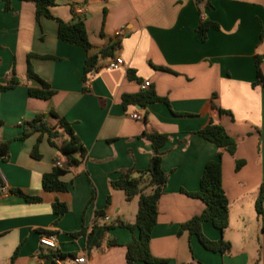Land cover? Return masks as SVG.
Listing matches in <instances>:
<instances>
[{
  "label": "crops",
  "instance_id": "1",
  "mask_svg": "<svg viewBox=\"0 0 264 264\" xmlns=\"http://www.w3.org/2000/svg\"><path fill=\"white\" fill-rule=\"evenodd\" d=\"M209 2L212 9L205 8L206 0H56L51 9L54 17L66 23L82 17L94 47L90 54L119 42L112 57L100 60L84 83L86 55L57 39L55 21L36 19L30 1L10 0L7 11L0 0V85L12 74L19 81L13 89L0 91V142H10L8 161L0 158V177L6 189L41 198L40 203H27L0 192V264H44L39 254L47 250L39 245L38 229L54 233L56 250L64 254L58 264H75L74 259L82 256L83 264H126L125 245L137 238V230L115 226L92 249L86 247L85 235L71 234L82 227L88 230L96 211L109 218L108 222L98 219L102 224L134 222L137 197L126 201L110 182L130 171L146 187L148 176L139 173L148 166L151 145L140 135L151 130L168 135L169 141L161 150V168L168 178L157 202L150 255L164 261L160 264H264V201L261 217L254 208L264 180V86H252L255 56H264V0ZM201 20L218 25L207 31L205 41L196 34ZM29 55L33 73L54 91L48 100L27 95L28 88H40L39 82L27 77ZM115 58L123 65L106 70V63ZM259 67L264 76V60ZM129 72L134 79L128 78ZM145 82L149 86L143 88ZM147 89L165 98L168 106L162 102L122 106V95ZM212 95L227 112L219 118L221 125L237 140L234 155L221 156L228 226L221 233L210 222L201 224L207 239L230 244L224 253L204 249L187 231L179 233L180 226L205 207L181 191L196 192L206 163L216 156L213 144L188 136L214 115L209 104ZM50 110L71 124L87 154L61 178L68 186L66 192L42 189V175L63 161L46 135L40 138L39 160L31 157L39 133L17 140L21 125L37 115L55 124L48 116ZM135 111L140 120L129 117ZM63 139L60 136L56 144ZM236 161H243L239 169ZM55 202L67 206L56 223L51 209Z\"/></svg>",
  "mask_w": 264,
  "mask_h": 264
},
{
  "label": "trees",
  "instance_id": "2",
  "mask_svg": "<svg viewBox=\"0 0 264 264\" xmlns=\"http://www.w3.org/2000/svg\"><path fill=\"white\" fill-rule=\"evenodd\" d=\"M2 1L5 3V10L8 11L10 9V0ZM25 1H30L34 4L36 19L45 17L57 23V39L59 41L74 45L84 51L86 55L82 68V80L84 83L96 71L98 62L102 59L112 57L113 51L119 46V42L116 40L109 47L101 48L97 53L90 54V51L94 49V47L88 41L82 17L78 16L74 22L66 23L54 17L51 13V9L56 5V0ZM204 6L206 9H212L209 0H206ZM210 28L217 29L218 25L210 21L201 20L199 22L196 28V34L201 41H205L206 33ZM28 58H30V55L27 57V77L39 82L40 88H28L27 95L34 99H50L54 91L50 89L48 84L33 73ZM262 60H264V56H255L256 81L252 84L253 87L256 85L264 86V76L259 67ZM128 78L134 79L131 72L128 73ZM18 84V79L12 74L6 84L0 85V91L11 90ZM157 102H162L168 106L167 100L158 97L152 89H147L133 95H122L121 97V104L123 107L131 105L145 107L148 104ZM209 104L214 115L209 116L208 122L204 127L188 133V136H198L213 144L217 149L216 156L214 160H210L206 163L199 180L198 190L192 193L181 191L189 197L201 200L205 207L199 215L183 223L180 226L179 233L187 231L189 236L194 235L197 237L204 249L211 252L224 253L229 251L230 244L223 239L218 241H210L207 239L201 231V224L210 222L213 227L221 233L224 232L228 226V200L221 185V156L223 153L233 156L237 148V140L228 135L219 121V118L227 114V112L221 109L217 104L216 95L211 96ZM181 115L188 116V114ZM48 116L55 119V124L49 125V123L45 121V116L37 115L31 121H26L21 125L22 133L17 140H25L31 135L39 133V137L31 151V157L35 160H39L41 158L38 151L40 138L46 135L48 144L60 152L63 161L61 165H58L56 162L50 172L42 175V189L46 192H66L68 186L61 178L68 174L74 166L83 161L87 154L85 148L75 135L71 124L66 119L59 117L52 110L49 111ZM60 136H64V139L58 146L56 144V139ZM140 138L148 141L151 145V156L148 166L145 171L139 173L140 176L143 174L148 176V184L146 187L141 186L140 178H133L130 171L121 173L116 180L110 182L111 187L119 189L124 193L126 201H130L134 197H137V211L134 222L131 224L122 222L102 224L98 219L103 218V211H96L94 213V221L90 228L86 230L82 227L78 232L71 234V236L78 237L85 235L86 247L92 249L99 247L105 234L115 226L123 227L131 232L137 230V238H133L130 243L125 245L126 264H136L137 262L160 264L164 261L153 258L149 253L148 245L151 231L156 223L157 202L163 194L168 178V174L161 168V158L163 155V151L161 150L169 141V137L166 134L151 130L143 132ZM9 144V141L0 142V158L3 162H7L9 159ZM242 165L243 161H236V169H239ZM3 187H5V184L0 177V192ZM146 189H150V192L147 194L144 193ZM6 192L22 198L27 203L41 202L39 196L26 194L17 188L6 189ZM263 201L264 180L260 184L254 202L255 212L258 217H261L263 214ZM51 209L55 216L54 223L58 222L67 212V206L59 202L53 203ZM36 232L39 234V237L51 236L54 234L52 231L43 229H38ZM17 250L18 248L11 257V262L17 254ZM63 257L64 254L56 249L40 252L39 254V258L44 264H54V259H61Z\"/></svg>",
  "mask_w": 264,
  "mask_h": 264
},
{
  "label": "built area",
  "instance_id": "3",
  "mask_svg": "<svg viewBox=\"0 0 264 264\" xmlns=\"http://www.w3.org/2000/svg\"><path fill=\"white\" fill-rule=\"evenodd\" d=\"M75 13L78 15L82 14V9H76ZM123 35V30H120L118 32V37H122ZM123 65V61L120 58H115L111 61H109L108 63H106V65L104 66V68L106 70H116L118 68H120ZM149 86V82H145L142 87L146 88ZM129 117L131 119L134 120H140V115L138 114V112H133L129 115ZM1 192H6V187H3ZM105 222L109 221L108 217H104L103 218ZM39 245L40 247L46 249V250H55L56 249V240H55V236L51 235V236H40L39 237ZM84 257H77L76 259H74L75 264H83L84 263ZM54 264H58V262L60 261V259H54Z\"/></svg>",
  "mask_w": 264,
  "mask_h": 264
}]
</instances>
